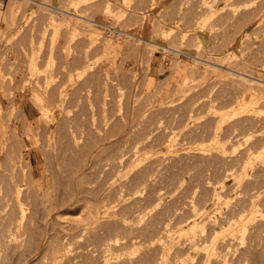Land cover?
Segmentation results:
<instances>
[{
    "label": "rangeland",
    "instance_id": "obj_1",
    "mask_svg": "<svg viewBox=\"0 0 264 264\" xmlns=\"http://www.w3.org/2000/svg\"><path fill=\"white\" fill-rule=\"evenodd\" d=\"M26 2L0 0V264H264V0Z\"/></svg>",
    "mask_w": 264,
    "mask_h": 264
},
{
    "label": "bare ground",
    "instance_id": "obj_2",
    "mask_svg": "<svg viewBox=\"0 0 264 264\" xmlns=\"http://www.w3.org/2000/svg\"><path fill=\"white\" fill-rule=\"evenodd\" d=\"M74 1V0H73ZM31 2H34V0H28V2H26V6L25 7H27L28 5H30L31 4ZM51 2V1H50ZM70 2V1H69ZM47 3H49V2H47ZM15 4H20V2H18L17 3V1L15 2ZM14 4V5H15ZM28 4V5H27ZM21 5V4H20ZM16 6V5H15ZM14 6V7H15ZM22 6V5H21ZM83 6V5H82ZM18 7V6H17ZM17 7L16 8H14V10L13 11H15V10H17ZM28 8V7H27ZM86 8V7H85ZM23 9V8H22ZM51 10L53 9V8H50ZM55 9V8H54ZM81 9V8H80ZM29 10V9H28ZM27 10V11H28ZM78 10V9H77ZM23 11V10H22ZM48 12H49V10H48ZM53 12V11H52ZM85 12V11H84ZM60 13V12H59ZM99 13V12H98ZM58 14V13H57ZM82 14V13H81ZM52 15V14H51ZM63 15V14H62ZM108 16V15H107ZM77 17V16H76ZM89 17V16H88ZM111 17V16H110ZM109 17V19H111ZM70 18V17H69ZM68 19V18H67ZM73 19H74V17H73ZM44 20V19H43ZM78 21V20H77ZM93 23V22H92ZM109 23V22H108ZM40 24V23H39ZM96 24H98V23H96ZM104 24V23H103ZM115 25V24H114ZM121 25V24H120ZM89 26V25H88ZM94 26H95V24H94ZM99 26V25H98ZM97 26V27H98ZM103 26V25H102ZM95 28V27H94ZM99 28H101V27H99ZM104 28V27H103ZM103 28H101L102 30H103ZM104 30H106V29H104ZM101 31V30H100ZM50 32V31H49ZM104 33H106V32H108L109 33V31H103ZM103 32H101V33H103ZM140 34H142V33H140ZM166 34V33H165ZM50 35V34H49ZM88 35V34H87ZM100 35V34H99ZM160 37L161 36H163V32H161L160 31ZM103 36V35H102ZM141 36V35H140ZM37 37V36H36ZM104 37V36H103ZM112 37V36H111ZM139 39H142L141 37H138ZM106 40H109L108 38H106ZM111 40V39H110ZM109 40V41H110ZM129 40H132L133 42L135 41V42H139V43H142L140 40H135V39H129ZM142 40H144V39H142ZM128 41V40H127ZM147 42V41H146ZM89 43V42H88ZM150 43V42H149ZM149 43H145L146 45H151V44H149ZM142 44H144V42L142 43ZM145 44H144V46H145ZM160 44V43H159ZM133 45V44H132ZM152 46V45H151ZM160 46H162L161 44L159 45V46H156L157 48L158 47H160ZM155 47V48H156ZM164 47V46H163ZM132 48V47H131ZM137 48V47H136ZM162 48V47H161ZM146 49V48H145ZM160 49V48H159ZM166 52V51H165ZM168 52V51H167ZM168 53H170V52H168ZM171 54L173 55V56H175L176 54L173 52H171ZM25 57V56H24ZM29 57V56H28ZM222 58V57H221ZM25 59V58H24ZM199 59H201V58H199ZM209 60V59H208ZM206 61V60H205ZM199 62H201V60L199 61ZM214 62V61H213ZM203 63H206V62H204L203 61ZM203 63H202V65H203ZM206 65V64H205ZM209 65V64H208ZM23 66V65H22ZM25 66H27V65H25ZM207 66V65H206ZM210 67V66H209ZM26 69V68H25ZM28 71V70H27ZM250 74V73H249ZM253 74H255L254 72H253ZM22 76H24V75H22ZM26 76V75H25ZM237 76V75H236ZM247 76V75H246ZM260 76V75H259ZM15 77V76H14ZM27 77V76H26ZM247 78V77H246ZM248 78H251V79H245V77L244 78H242L243 80H244V82H248V84L249 83H254V84H257V85H261L260 83H258V82H256V81H253V80H257L256 78H254V77H248ZM7 79V78H6ZM25 79V78H24ZM34 79H35V77H34ZM232 80V79H231ZM1 81V80H0ZM21 81V80H20ZM20 81H19V83H20ZM28 81V80H27ZM31 82V81H30ZM34 82V81H33ZM32 83V82H31ZM31 86V85H30ZM33 86V85H32ZM231 86V85H230ZM27 87V86H26ZM26 87L24 88V89H26ZM253 87V86H252ZM257 88V87H256ZM261 88V87H260ZM5 89V88H4ZM262 89V88H261ZM8 94V93H7ZM259 96V95H258ZM241 99V98H240ZM13 100V99H12ZM259 104H264V96H260V97H252V98H250L249 100H248V102L247 103H245V105H244V108L246 109V108H249V107H252V105H259ZM44 105V104H43ZM263 106V105H262ZM42 108V107H41ZM255 111V110H254ZM115 126V125H114ZM125 130V129H124ZM107 133V132H106ZM112 133V132H111ZM115 134V133H114ZM118 134V133H117ZM13 144V143H12ZM14 147V146H13ZM17 148V147H16ZM11 151V150H10ZM7 152V151H6ZM12 153V152H11ZM5 156H6V154H5ZM18 156V155H17ZM14 157V156H13ZM16 157V156H15ZM18 157H20V156H18ZM7 158H9V157H7ZM17 158V157H16ZM12 159H14V158H12ZM11 159V160H12ZM22 159V158H21ZM18 160V159H17ZM7 161V160H6ZM29 161V160H28ZM25 162V161H24ZM27 164V163H26ZM9 167H10V165H8ZM5 167V166H4ZM13 167H14V165H13ZM27 167V166H26ZM17 169V168H16ZM20 169V168H19ZM50 169V168H49ZM27 170V169H26ZM51 170H52V167H51ZM28 171V170H27ZM19 172V171H18ZM12 174V173H11ZM19 174V173H18ZM20 174H22L21 172H20ZM53 175H54V172L52 173ZM19 204V203H18ZM19 211V210H18ZM20 213V212H19ZM17 216V215H16ZM1 218V217H0ZM16 218V217H15ZM19 218V217H18ZM32 219V218H31ZM13 220V219H12ZM20 225V224H19ZM16 226V225H15ZM18 227V226H17ZM14 233V232H13ZM6 234V233H5ZM3 235V234H2ZM9 237V236H8ZM2 239V238H1ZM0 242H1V240H0ZM2 242H3V240H2ZM7 242V241H6Z\"/></svg>",
    "mask_w": 264,
    "mask_h": 264
}]
</instances>
